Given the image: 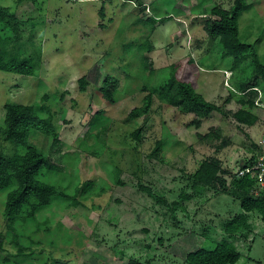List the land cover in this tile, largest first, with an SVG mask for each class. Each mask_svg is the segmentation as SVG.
<instances>
[{
	"label": "rangeland",
	"instance_id": "rangeland-1",
	"mask_svg": "<svg viewBox=\"0 0 264 264\" xmlns=\"http://www.w3.org/2000/svg\"><path fill=\"white\" fill-rule=\"evenodd\" d=\"M238 2L0 0L13 27L9 56L30 59L35 69L32 76L0 71V126L7 103L39 105L43 118L49 110L58 140L32 131L29 145L54 167L44 181L71 197L78 192V206L60 200L40 213L39 227L18 226L17 241L32 255L24 264H187L190 253L223 242L239 252L236 264H264L263 216L245 213L231 194L235 172L250 155V137L259 132L227 114L254 95L241 91L264 93V84L250 57L240 64L221 57L218 41L204 30L216 17L200 15L213 6L230 11ZM243 6L239 40L264 65V0H243ZM171 77L222 113L199 119L153 95L148 114L131 119L148 91ZM107 78L118 82L113 104L99 91ZM14 151L0 137V155ZM208 159L220 163L227 192L219 185L194 192L192 174ZM260 194L254 188L252 195ZM4 202L0 193V264H15L18 247ZM230 223L248 229L230 234Z\"/></svg>",
	"mask_w": 264,
	"mask_h": 264
},
{
	"label": "trees",
	"instance_id": "trees-1",
	"mask_svg": "<svg viewBox=\"0 0 264 264\" xmlns=\"http://www.w3.org/2000/svg\"><path fill=\"white\" fill-rule=\"evenodd\" d=\"M241 2V3H240ZM230 11H225L217 6H213L208 10H203L200 15L216 17V20L210 19L204 26V30L208 36L216 39L221 47V57H232L236 64H240L245 58L250 57L252 64L255 66L256 75L261 78L264 84V65H262L253 48L239 40L238 20L241 16L244 6L243 0H240ZM7 11H0V71L12 73L22 76H32L35 72L33 61L30 59H18L16 56H9L6 49V43L11 38L8 37L10 29L13 27L9 22L5 21ZM152 25L157 20L150 19ZM160 19L159 21H161ZM81 90L86 86L85 79H80ZM251 88L246 87L241 93H245ZM100 93L104 101L113 104L117 101L118 82L116 79H105ZM250 93V92H249ZM245 103V107L232 113L227 114L235 118L239 123L247 128H252L257 119L253 110V99ZM157 95L158 98L178 109L182 114H191L196 118L205 119L211 113H222L221 107L207 102L201 95L196 93L194 89L185 83H175L174 78H169L165 83L158 85L148 91L143 99L140 108L131 111L129 117L139 118L148 114L152 105V97ZM243 103V102H242ZM244 105V103H243ZM5 116L0 126V137L14 146V153L10 157L0 155V193L5 195L4 216L7 221L9 231L15 232L13 235L14 244L17 245V259L15 264H24L27 258H32L31 253L26 254V246H21L17 232L20 228L27 224L36 223L40 213L46 208H52L60 200L72 199L73 205L78 206L76 196L67 194L64 190L58 188L55 184L44 181L46 173L53 172L54 167L51 166L46 157L34 147L29 145L28 138L30 132H38L50 137L56 142L58 133L53 124L54 115L47 110V117H41L38 111L43 110L39 105H23L7 103L4 107ZM100 117V113L97 115ZM199 125V123H197ZM139 131L135 133V138H139ZM249 149L253 151V145ZM220 172V163L214 159L203 161L199 168L192 174L194 181V192L209 187L215 188L217 185L227 192L226 181L218 175ZM231 194L240 201L241 209L245 213L258 212L264 219V194L257 197L252 195L254 183L248 177L237 178L232 181ZM148 196L153 197L158 202L166 204V202L157 199L148 189H143ZM185 198H190L186 196ZM237 225V224H236ZM230 223L226 231L230 234L235 233L240 226L248 229L246 223L239 226ZM19 226V229H18ZM235 226V227H234ZM3 236L0 235V238ZM1 248V243H0ZM241 256L236 248L227 242L217 245L212 250L199 249L190 253L186 258L187 264H236ZM9 261L7 258L4 262Z\"/></svg>",
	"mask_w": 264,
	"mask_h": 264
},
{
	"label": "built area",
	"instance_id": "built-area-1",
	"mask_svg": "<svg viewBox=\"0 0 264 264\" xmlns=\"http://www.w3.org/2000/svg\"><path fill=\"white\" fill-rule=\"evenodd\" d=\"M249 92L256 93L252 101L257 121L252 128L256 127L259 135L256 139L250 137L253 151L249 153L247 160L241 161L235 176L237 178L248 177L253 181L255 190L264 194V93L254 87L242 95H246Z\"/></svg>",
	"mask_w": 264,
	"mask_h": 264
},
{
	"label": "crops",
	"instance_id": "crops-1",
	"mask_svg": "<svg viewBox=\"0 0 264 264\" xmlns=\"http://www.w3.org/2000/svg\"><path fill=\"white\" fill-rule=\"evenodd\" d=\"M226 80V78H223V80L222 81H225ZM224 83V82H223ZM219 89H221V92H224V91H227V89H224V87H221V88H219ZM205 98V100L207 101V102H210V100H208V99H206V97H204ZM208 98V97H207Z\"/></svg>",
	"mask_w": 264,
	"mask_h": 264
}]
</instances>
